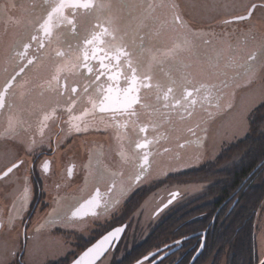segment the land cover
<instances>
[{
  "label": "flooded vegetation",
  "instance_id": "obj_1",
  "mask_svg": "<svg viewBox=\"0 0 264 264\" xmlns=\"http://www.w3.org/2000/svg\"><path fill=\"white\" fill-rule=\"evenodd\" d=\"M115 1L94 0L95 6L90 9L68 7L64 14L74 19L75 31L65 21L60 27L53 28L51 36H45L40 24L47 19L53 0H47V3L45 0H0V29L3 31L10 29L12 24L16 25V43L11 46V54L0 61V94L3 96V106L0 107V174L12 163L22 161L13 173L0 178V264H54L59 261L69 264L105 232L122 225L125 230L121 239L107 253L112 256L123 253L127 248L148 239L170 213L178 214L181 205L189 204L195 199L190 197L192 201H189L190 198H186L180 203L182 194L177 190L169 191L167 200L154 214H158V209L165 205L172 193L177 192L178 195L172 202L179 199L174 203L175 208L168 211L166 217H163L164 211L161 213V210L158 214L161 218L149 222L146 225L147 231L139 238L136 237L138 223L134 226L133 235L129 230L137 212L143 209L147 195L155 191L158 185H186L188 180L183 175L192 169L206 166L209 162L215 161L219 167V156L224 154L226 147L234 143L222 145L213 157L200 161L208 157L207 152L216 149L210 144L211 137L203 140L197 116L217 107L218 99L212 100L216 95L206 85L201 87L202 85L190 83L189 75L185 72L184 77L176 75L172 71L177 66L176 62L167 63L162 58H154L150 54L152 40L148 32L142 28L126 29L129 21L126 12L132 8L131 2L124 0L126 7L121 8ZM120 1L122 4V0ZM167 5L170 7L169 2ZM139 7L142 8L141 4ZM53 23L56 21L53 20ZM99 26L108 28L113 34L103 36L104 43L100 47L106 51L124 47L131 54L133 66L138 69L137 74L141 77L150 75L153 87L140 89L141 102L134 106L137 116L117 115L113 121L111 113H93L85 117L81 122L82 130L77 132L70 125V117L80 115L86 108L90 109L89 98L99 100L101 96L97 86L103 84L107 87L110 83L106 77H101L87 93L83 91L84 85L95 79L99 68L96 61L90 62L93 73L79 67L84 41L94 33L101 32L102 28ZM41 44L44 46L41 47ZM25 45L28 47L25 48ZM57 52H62L63 55L58 56ZM21 53L25 55L22 56ZM78 56L80 60H77ZM29 60L33 63L28 64ZM71 64H77L78 67L69 72L66 66L70 67ZM121 67L127 73L123 57ZM21 68L24 69L23 72ZM45 68L49 75L44 78L41 72ZM58 69H65L59 73V85H66L67 91L64 87L58 88L57 81L52 79L57 75ZM9 81L11 86L5 90ZM126 86L122 79L120 87ZM72 87L78 90L76 96L71 93ZM169 87L173 91L165 101L163 93ZM196 88L200 89L199 93L194 92L188 100L183 99L186 89L192 91ZM115 96L114 92L113 102H117ZM59 97L60 100L56 101ZM72 99H77V102L69 112L68 106ZM193 99L196 101L194 105L190 103ZM177 100L180 104L172 107ZM197 111L200 113L196 116ZM49 114H52L51 118L44 121V116ZM14 118L19 123L10 127L7 122ZM42 121L47 125L43 131ZM117 122L120 125L127 122V125L117 127ZM196 122L198 124L194 125ZM85 124L87 130H83ZM141 127H146V131L141 132ZM145 139L152 143L146 149H137L136 144ZM121 152L128 156L127 162L122 159ZM144 152L151 153L150 165L141 180L136 181L135 176L140 171L137 165ZM197 154L200 156L196 162H199L198 165L167 173L164 177H157L154 173L155 158L165 161L166 166H174ZM177 159H180L177 163L171 162ZM45 162L48 163L47 172L43 168ZM69 168L72 169L71 175L68 174ZM90 170H93L94 179L84 184ZM107 171H114L116 174L110 175ZM119 178H123L120 184H125L123 191L128 190V193L124 199L110 204L109 195L114 193ZM210 181L215 183L216 180ZM25 186L29 190L27 203L18 199ZM81 188L85 194L81 200L62 204L63 199L75 196ZM97 190L100 196L99 205L94 209L95 214L85 209L87 214L74 217L72 213L91 199ZM104 215V220H94ZM85 218L94 220L89 221L87 234L79 229V225H84L81 221ZM203 233L201 242L202 237L205 239V232ZM86 241L90 242L85 244ZM53 244L58 248L57 251L52 254L45 252L47 249L52 250ZM181 244L180 241L179 245L170 244L168 248L165 247L167 244L153 246L133 263L147 257L141 264H157L162 260L156 261L161 254L172 248H177L175 251L181 250ZM56 253H59L58 257L54 256Z\"/></svg>",
  "mask_w": 264,
  "mask_h": 264
},
{
  "label": "rangeland",
  "instance_id": "obj_2",
  "mask_svg": "<svg viewBox=\"0 0 264 264\" xmlns=\"http://www.w3.org/2000/svg\"><path fill=\"white\" fill-rule=\"evenodd\" d=\"M129 1L131 2L130 6H133L131 9L127 8L129 11L126 13H128L129 21L126 29L132 27V29L139 30L142 28L145 32L147 31L152 40L150 54L152 53L154 58H162L167 63L176 62L177 68L172 70L176 75L184 77L186 76L184 75L185 72L189 75L190 83L208 86L212 94L216 95L212 100L218 99L216 101L217 107L207 110L202 115L197 116L200 111L196 113L200 122L198 128H202L203 140L211 137L210 144L212 143V148L216 149L213 152H207L208 157L202 158L200 161L213 157L222 145L243 138L248 132L252 112L264 101V7H260V5H264V0ZM167 2H169L170 7ZM115 3L121 8L122 6L126 7L124 2L121 4L120 0H116ZM254 3L258 7L253 10V15L248 20H233L236 16L245 15L247 9ZM150 4L154 7L150 8ZM161 4L165 6H161ZM171 5H175V8H172ZM110 7L115 9L113 5ZM174 15L181 17L183 26L173 23ZM224 21H230V23L226 24ZM15 32V24H12L10 29L3 31L0 29V61L1 59L5 60L11 54V46L16 43ZM186 41L187 43H185ZM176 45H181V48L176 49L175 52H170L169 50L175 48ZM252 54H255V58L249 60L248 57ZM2 62L4 61L2 60ZM41 74L44 78L48 77L49 71L45 68ZM59 100L60 97L56 98V101ZM7 123L13 127L19 121L14 118L9 119ZM193 124L197 125L198 123ZM199 158V154L190 156L174 166H166L165 161L155 158L153 161L154 173L157 174V177H164L167 173L198 165L199 162H196ZM179 160L171 162L177 163ZM92 172L93 170L87 172L84 184L94 179ZM107 173L116 174L114 171H107ZM217 179L218 177L191 178L186 185L179 183L158 185L155 191L146 196L143 209L138 211L136 219H133L131 230H129L131 235H133L134 226L138 223V231L135 232L138 233L136 237L141 238L147 231L148 226L146 225L161 218L158 215L161 210V213L164 211L163 217H166L168 211L175 208L174 203L179 199L160 211L159 208V213L154 214L157 208L167 200L169 191H179L183 196L179 201L181 203L186 198L199 197L212 185L211 182L213 181L210 180ZM118 180L119 184L116 185L114 193L109 195L110 204L111 202L114 203L115 200L124 199L125 194L128 193V190L123 191L125 184H120L123 178ZM84 196L81 188L75 196L63 199L62 204L81 200ZM189 201H192L191 198ZM105 217L106 215L99 216L94 220L102 221ZM85 219L81 221L84 225H79V229L80 232L87 234L89 227L87 225L89 221L94 220ZM255 221L257 253L261 259L264 258V206L259 210ZM56 238L59 239V237ZM57 249L53 244V249H47L45 252L52 254ZM121 255L122 253H120ZM54 256L58 257L59 253ZM113 257L114 255L107 253L96 264H111ZM35 264L44 263L37 262ZM220 264H224V262Z\"/></svg>",
  "mask_w": 264,
  "mask_h": 264
},
{
  "label": "trees",
  "instance_id": "obj_3",
  "mask_svg": "<svg viewBox=\"0 0 264 264\" xmlns=\"http://www.w3.org/2000/svg\"><path fill=\"white\" fill-rule=\"evenodd\" d=\"M251 115L248 132L226 147L217 160L219 167L213 161L183 175L186 180L220 178L192 202L180 206L178 214L170 213L148 239L115 255L111 264H132L153 246L167 244L168 248L180 241L181 250L157 264H191L202 232L204 247L192 264H256L260 260L255 219L264 206V101Z\"/></svg>",
  "mask_w": 264,
  "mask_h": 264
},
{
  "label": "snow or ice",
  "instance_id": "obj_4",
  "mask_svg": "<svg viewBox=\"0 0 264 264\" xmlns=\"http://www.w3.org/2000/svg\"><path fill=\"white\" fill-rule=\"evenodd\" d=\"M45 3H47V0H45ZM94 0H59L58 3L55 4L54 7H52L51 11L47 13V19L44 20L42 24H40V29L44 33L45 36H51L53 32L54 27H60L64 24L66 21L68 25L72 26L73 31H75V21L74 19L68 18L64 14V10L68 7L71 8H82V9H90L94 7ZM161 6H165L161 4ZM149 7H154V5L150 4ZM172 8H175V5H171ZM258 6L254 3L251 5L250 8L247 9L246 15H239L234 17V20L239 21H246L253 15V10L256 9ZM260 7H264V5H260ZM53 20L56 21V23H53ZM173 23L179 26H183V21L179 15L173 16ZM224 23H230V21H224ZM102 28V31L99 33H94L91 38L86 39L84 41V50L82 53V63L79 64V67H83L87 69L88 73H93V68L91 67L90 62L96 61L99 64V68L97 69V73L95 74V79L91 81L90 84H85L83 91L87 93L89 91V88L92 85L97 84L101 80V77H106L107 80L110 82L107 87H105L103 84H100L97 86V91L101 93V96L99 100H93L91 97L89 98V103L91 104L90 109H85L80 115L77 116H71L70 117V125L72 128H74L77 132L81 131V122L84 121L85 117L93 114V113H100V114H107L111 113V119L115 121V117L117 115H128L129 117L137 116V112L134 108L135 105L139 104L141 102V98L139 95L140 89H150L153 87L151 84V76L150 75H143L142 77L139 76L138 69L133 66V61L131 59V54L124 48V47H116L114 51H106L103 47H100L104 43L102 37L105 35H113L111 32H109L108 28L99 26ZM33 39H36L33 37ZM113 39L115 37L113 36ZM187 43V41L185 42ZM41 47L44 45L41 44ZM25 48L28 47V45L24 46ZM181 48V45H176L175 48L170 49V52H175L176 49ZM21 55H25L24 53H21ZM58 56H62V52H57ZM124 58V64L127 68V74L121 67V58ZM255 58V54H252L248 57L249 60H252ZM77 60H80V57H77ZM33 61L29 60L28 64H32ZM77 64H71L70 67L66 66V70L71 72L72 69L77 68ZM65 69H58L57 75L54 76L52 79L57 81V87H64L65 91H67L66 85H59V73L60 71ZM24 69L21 68V72H23ZM14 79V78H13ZM124 80L126 83V87L121 88L120 87V81ZM11 86V81L8 82V84L5 86V90H7L8 87ZM157 88H159V85H156ZM203 87V85L201 86ZM77 88L72 87L71 93L73 96H76L77 94ZM173 89L169 87L166 91L163 93V99L167 101L172 94ZM200 89L196 88L192 91H188L187 89L184 92L183 99L188 100L190 97L193 96L194 92L199 93ZM115 92V100L117 102H113V93ZM63 94V93H61ZM78 98V97H77ZM159 98V97H158ZM207 99V97H205ZM77 102V99H72L71 103L68 106V111L71 112L72 108L75 106ZM191 104H195L196 101L193 99L190 101ZM180 104V101L177 100L175 104L172 105V107H176ZM3 106V96L0 94V107ZM168 106L167 104L165 105ZM52 114L45 115L44 121H47L51 118ZM103 119V116L101 117ZM41 131H43V128L47 125L44 124V122H41ZM127 122H125V125H120L117 122V127L126 126ZM83 130H87V125L85 124ZM141 132L146 131V127L140 128ZM152 143V141L145 139L143 142H138L136 144L137 149H146L148 145ZM165 151H167L165 149ZM151 153L144 152V154L139 158V164L137 167L140 169V171L136 174L135 180L140 181L142 176L148 171L150 161L149 156ZM122 159L125 160V162L128 161V156L121 152ZM21 162L19 163H12L10 167H8L2 174H0V178L7 177L9 174L13 173L14 169H17L19 167ZM44 171H48V163L45 162L43 165ZM68 174H72V169H68ZM29 195V190L25 186L23 192L18 197L19 200H21L23 203H27ZM176 193L171 194V199H169L168 204H171L173 200L176 198ZM99 190L95 193V195L85 202V204H82L79 209L74 211L72 215L78 216V215H84L87 214L84 210L88 209L89 211H92L93 214H95L94 209L99 205ZM167 207V205H165ZM122 228H116L112 232L108 233L107 235L103 236V238L92 248H89L86 252L83 253V255L77 260L76 264H92V261L95 260L104 250V247L106 244H108L113 237H117L120 232H122ZM146 260L147 257H144ZM137 264H141L140 261L137 262Z\"/></svg>",
  "mask_w": 264,
  "mask_h": 264
},
{
  "label": "water",
  "instance_id": "obj_5",
  "mask_svg": "<svg viewBox=\"0 0 264 264\" xmlns=\"http://www.w3.org/2000/svg\"><path fill=\"white\" fill-rule=\"evenodd\" d=\"M59 2V0H53V2H52V6L54 7L55 6V4L56 3H58ZM247 14V13H246ZM245 14V15H246ZM234 20V19H233ZM235 21V20H234ZM174 193H176L177 195H178V193L177 192H174ZM177 195H176V197H177ZM171 199V198H170ZM169 201V200H168ZM168 201L165 203V205H169L168 204ZM165 205H163V207H161L160 209H159V211L161 210V209H163V208H165ZM116 228H122L123 229V231L122 232H120L119 234H118V236L117 237H113L112 238V240L108 243V244H106L105 245V247H104V250H103V252L95 259V260H93L92 261V264H96L97 262H99L105 255H106V253L109 251V248H114L115 246H116V244H117V242L121 239L120 237L122 236V234H123V232H124V230H125V227L122 225V226H116L114 229H116ZM114 229H112V230H109V231H107V232H105V234L104 235H102V236H100L99 238H97V240H95V242L93 243V244H91V245H89L88 247H86L85 249H84V251L81 253V254H79V255H77L75 258H74V260H72L69 264H76V262H77V260H79V258L83 255V253L84 252H86L89 248H92L94 245H96L102 238H103V236H105V235H107L108 233H110V232H112ZM202 234H204L203 232H202ZM196 235H199V233L198 234H196ZM203 239H202V242H201V244H200V247L196 250V252L192 255V259H191V264H192V262L200 255V253L202 252V249H203V247H204V237H202ZM177 248H172V249H170L169 251H166V252H164L163 254H161L160 255V257L158 258V260H156L157 262L158 261H160L161 259H163V258H165V257H167V256H169L170 255V253H172V252H174L175 250H176ZM153 254H151V256H152ZM149 259V258H148ZM147 260V259H146ZM138 261H140V262H144L145 261V259H144V257L143 258H140ZM137 261V262H138ZM155 261V262H156ZM137 262H135V263H133V264H137ZM151 264H153V263H151ZM256 264H264V258H261Z\"/></svg>",
  "mask_w": 264,
  "mask_h": 264
}]
</instances>
